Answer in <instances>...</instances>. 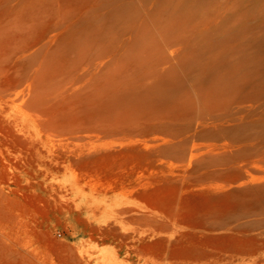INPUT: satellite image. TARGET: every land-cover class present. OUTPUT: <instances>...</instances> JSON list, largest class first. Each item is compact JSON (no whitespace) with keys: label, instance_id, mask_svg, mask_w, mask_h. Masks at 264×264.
<instances>
[{"label":"rangeland","instance_id":"rangeland-1","mask_svg":"<svg viewBox=\"0 0 264 264\" xmlns=\"http://www.w3.org/2000/svg\"><path fill=\"white\" fill-rule=\"evenodd\" d=\"M0 264H264V0H0Z\"/></svg>","mask_w":264,"mask_h":264}]
</instances>
